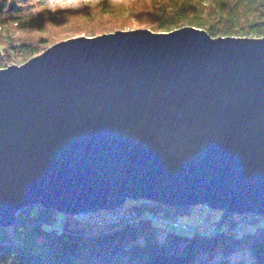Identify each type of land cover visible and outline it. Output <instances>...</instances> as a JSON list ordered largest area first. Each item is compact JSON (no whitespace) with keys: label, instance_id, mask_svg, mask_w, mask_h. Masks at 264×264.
<instances>
[{"label":"water","instance_id":"1","mask_svg":"<svg viewBox=\"0 0 264 264\" xmlns=\"http://www.w3.org/2000/svg\"><path fill=\"white\" fill-rule=\"evenodd\" d=\"M126 199L264 216V37L117 30L0 68V226Z\"/></svg>","mask_w":264,"mask_h":264},{"label":"trees","instance_id":"2","mask_svg":"<svg viewBox=\"0 0 264 264\" xmlns=\"http://www.w3.org/2000/svg\"><path fill=\"white\" fill-rule=\"evenodd\" d=\"M131 16L137 28L154 32L195 27L212 37H264V0H42L25 6L0 0V68L22 64L75 37L68 35L127 30ZM30 28L41 33L32 34ZM61 31L69 33L60 36ZM128 207L165 218L188 208L144 199ZM70 216L42 206L21 209L11 226H0V264H264V225L254 231L236 226L256 217L240 224V215L220 210L212 233L193 228L194 233L168 231L160 238L149 220L104 229L86 225L84 230L69 227ZM243 251L252 261L237 256Z\"/></svg>","mask_w":264,"mask_h":264},{"label":"rangeland","instance_id":"3","mask_svg":"<svg viewBox=\"0 0 264 264\" xmlns=\"http://www.w3.org/2000/svg\"><path fill=\"white\" fill-rule=\"evenodd\" d=\"M41 1L42 0H18L19 4L22 6H25V5L30 4V3H38ZM45 1H49V0H45ZM47 22H49V21H47ZM136 25H137V23H135V21H134V16H131L129 19V23H126L125 27H128L127 30H131V29H136L137 28ZM71 28L74 29V26L70 27L68 29H71ZM26 30L32 34L37 33V32L41 33L38 30V28H30V29H26ZM43 31L47 32V30L46 31L43 30ZM68 33L69 32L61 31L60 36H66V35H68ZM86 33H90V32H85V34L82 33L80 35H70V36L68 35V37L88 36L89 34H86ZM52 38H56V34H54L53 36H50V39H52ZM63 40H65V39H63ZM133 203H134V200L126 199L125 202L123 203V205H121L120 207H117L114 210H127V209H129L128 206L133 204ZM114 210L98 211V213L96 212V214L93 216H95V217L97 215L98 216L99 215L104 216L105 214H107L111 211H114ZM179 212L180 213L178 215L166 217V218L163 215L159 214V215H157L158 220H156V221L149 220L157 228L160 238H163L168 231H173V232H177V233H181V234H188V233H190L189 230L187 229L188 227H192L198 231H204L205 233H212V231H210V230L214 226L213 220H215L216 218H218L220 216V210H216V209L212 210L206 204H196V205L190 206L186 209H180ZM58 215H60L62 218H65L66 214L58 212ZM69 218H70L69 222H68L69 227L78 226L81 229L88 230V228L85 224L77 223V219H79V216L77 214L71 215ZM256 219H258V220L246 222L243 224V226L241 228L237 227V229H239L240 231H254L257 229V227L264 225V216L260 215V216L256 217ZM164 220H166V222ZM91 231H93V230H91ZM237 256L243 257L247 261H252V257L246 251L238 253Z\"/></svg>","mask_w":264,"mask_h":264},{"label":"built area","instance_id":"4","mask_svg":"<svg viewBox=\"0 0 264 264\" xmlns=\"http://www.w3.org/2000/svg\"><path fill=\"white\" fill-rule=\"evenodd\" d=\"M98 213V212H97ZM94 213H87V214H77L79 216V219H77V222L83 223L85 225H88L90 228H111L116 226H121L123 224H133L138 223L139 220H158L157 215H145L143 213H137L134 210L127 209V210H114L111 211L104 216H93ZM259 214H242L240 215L236 222H243L245 220H249L252 217H258ZM166 222V220H164ZM240 223V224H241ZM237 227H239V224H236ZM190 233H194V229L192 227L187 228Z\"/></svg>","mask_w":264,"mask_h":264},{"label":"bare ground","instance_id":"5","mask_svg":"<svg viewBox=\"0 0 264 264\" xmlns=\"http://www.w3.org/2000/svg\"><path fill=\"white\" fill-rule=\"evenodd\" d=\"M94 231H96V230H94Z\"/></svg>","mask_w":264,"mask_h":264}]
</instances>
